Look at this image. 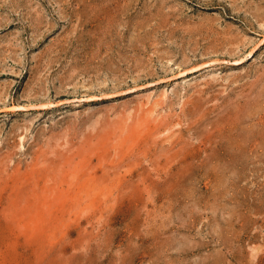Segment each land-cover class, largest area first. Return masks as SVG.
<instances>
[{
  "label": "rangeland",
  "instance_id": "374dc122",
  "mask_svg": "<svg viewBox=\"0 0 264 264\" xmlns=\"http://www.w3.org/2000/svg\"><path fill=\"white\" fill-rule=\"evenodd\" d=\"M0 264H264V0H0Z\"/></svg>",
  "mask_w": 264,
  "mask_h": 264
}]
</instances>
